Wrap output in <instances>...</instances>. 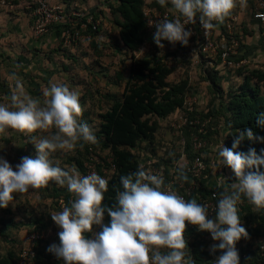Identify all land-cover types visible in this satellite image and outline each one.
<instances>
[{
    "label": "trees",
    "instance_id": "16d2710c",
    "mask_svg": "<svg viewBox=\"0 0 264 264\" xmlns=\"http://www.w3.org/2000/svg\"><path fill=\"white\" fill-rule=\"evenodd\" d=\"M101 1L112 15L114 30L104 28L106 16L103 12L97 13L95 9L76 26L75 22L64 26L79 29L89 36V47L97 54L96 63L103 68L101 71L104 72V77H108L109 83L120 86L122 92L114 93L100 87L86 88L85 93L80 96L83 107L80 122L89 124L98 138V143L85 144L83 149L77 147L75 151L64 152L62 157L60 151L54 152L50 156L53 166H59L65 170L75 168L82 175H86L85 163L92 157L100 158L104 161V167L109 170V173L105 175L109 180V191L105 193L103 203L111 207L117 203V189L123 190L120 177L135 171L138 166H143V161L148 156H153L158 164H164L169 175L171 166L177 163L179 169L183 167L188 176V182L191 181L192 176L186 172L187 165L181 159L182 136L174 135L171 127V122L180 114H186L201 121L210 120L205 126L206 133L199 132L202 127L200 124L188 125L183 132L186 138L187 160L192 161L197 155H203L208 166L206 173L212 171L210 164L213 159L218 167L221 166L217 149L223 144L233 149V142L240 132L250 128L257 136L264 137V127L257 124L258 118L264 113V65L257 64L251 67L246 64L228 68L229 78L222 72L225 68L221 66L218 56L213 58V66L204 67L207 57L199 50L200 41L197 38H190L188 46H183L180 42L173 45L163 40L165 47L159 48L153 39L154 32L147 27L143 12L147 0ZM248 2L253 9V1L248 0ZM71 3L65 2L69 11L76 7ZM152 4L159 8H167L171 2L169 0L166 7H161L157 1ZM234 13H236L235 9L232 14ZM101 14L105 18L102 19ZM251 15L254 18L252 13ZM89 16L93 17V22L102 19L98 29H94L93 23H89L87 28H82L81 24L87 22ZM261 26L264 28L263 25ZM244 45L243 42V52L238 59L246 57ZM62 47H64L63 41L60 44V48ZM107 48H111L113 54L121 53L125 59L130 60L127 74H124L122 69H118L116 74L111 73V70L108 75L106 74L104 71L106 66L100 59ZM143 49H147L146 52H142ZM70 58L73 65L77 61L76 56L71 54ZM198 58L201 59V64L197 66L203 67L205 73L202 79L209 81L208 90L206 89L209 101L202 109L197 103H187V100L197 94L199 89L198 82H195L190 75V66L194 65ZM180 66L186 67L185 72L173 78ZM67 68L71 71V66L68 65ZM227 78L228 81H226ZM0 87H5L3 82H0ZM7 93V98L11 102V90L9 89ZM95 97H100L97 103L94 101ZM95 104L96 110L93 109ZM55 131L53 128L51 132L55 133ZM38 133L37 130L33 135L37 136ZM193 134H199L206 139L209 148L202 150L201 153L195 151L192 142ZM0 136L6 142L11 141L10 138H4L3 134ZM46 137L47 135H44L40 138ZM24 146L25 152L20 156L35 158L37 151L30 136ZM251 148H255L258 155H264L261 151L264 149V141H252L247 137L233 151L247 154ZM108 159H112L115 163L114 169L111 168ZM99 167L100 165L99 173L104 175L102 168ZM261 171H264V166H261ZM228 174L226 187L231 191L230 185L236 182V177L230 167ZM39 190L44 193V198L51 199L50 207L52 208H49L47 213L39 212L38 208L28 213L21 222H16L13 217H10L12 210L7 208L9 215L0 217V264H18L19 262L23 243L18 233L13 234L11 231L13 226L17 228L16 230L23 226L30 227L29 231L44 230L53 222L51 213L55 210L62 211L61 199L65 201V206H70L71 201L75 199L66 186L60 187L55 182H50L48 187ZM218 190L222 193L224 188H218ZM204 193L206 195L210 193L209 187L205 186ZM192 198H196L198 202V194ZM242 201L245 205L239 210V215L243 222L241 224L247 229L249 237L237 242L236 247L240 250V264H261L264 261L259 252L261 243L258 242L256 245L255 239L264 236V212L254 211L253 205L246 198H242ZM110 219L105 213L104 223H110ZM101 230V226H94L95 232ZM87 235L92 238V233ZM185 238L188 245L186 249L188 257L194 261V264H214L215 255L222 254L220 250H217L215 254L210 251L211 242L219 243L212 239L210 232L200 231L198 228H186ZM48 248V245L38 246L37 264H65L63 259L54 263Z\"/></svg>",
    "mask_w": 264,
    "mask_h": 264
},
{
    "label": "clouds",
    "instance_id": "9594fccd",
    "mask_svg": "<svg viewBox=\"0 0 264 264\" xmlns=\"http://www.w3.org/2000/svg\"><path fill=\"white\" fill-rule=\"evenodd\" d=\"M169 0H157L166 7ZM173 8L183 16L174 20L164 18L155 24L153 39L163 49V40L173 45L180 42L189 45L191 30L187 24H195L197 17L207 38L217 25L224 24L237 3L241 8L247 0H170ZM43 105L33 98L17 81L11 94L10 104L0 103V134L8 129L31 137L37 154L35 158H21L17 170L0 157V207L7 208L14 201V193L21 195L30 189L39 190L55 182L75 197L70 206L61 202L62 211L52 212L51 218L62 229L58 235L60 243L49 246L48 251L65 264H194L188 257L185 232L190 223L200 231L211 233L218 244L210 251L221 255L214 264H240L236 247L249 233L241 224L238 204L242 198L253 205L254 211L264 212V155H258L255 148L247 154L235 152L241 141L247 137L252 141H264V137L254 134L252 129L240 132L233 142V149H217L222 165L229 166L236 182L230 189L224 187L218 200L216 219L209 218L208 206L198 203L196 198L185 200L165 184L162 174H153L138 166L135 171L120 177L123 190L117 189L116 201L111 207L104 205L105 193L109 191V180L93 172L82 175L77 169L65 170L53 166L50 156L57 150L75 151L85 144L95 145L98 138L86 122H80L83 107L78 92L68 86L50 82L43 88ZM257 124L264 127V113ZM55 133L46 138H38L37 130ZM264 152V149L261 150ZM183 182L188 176L183 167L176 177ZM223 186V181H218ZM115 187V186H113ZM105 213L111 218L104 223ZM102 230L95 232L94 226ZM92 233V238L88 237Z\"/></svg>",
    "mask_w": 264,
    "mask_h": 264
},
{
    "label": "built area",
    "instance_id": "2783aa9c",
    "mask_svg": "<svg viewBox=\"0 0 264 264\" xmlns=\"http://www.w3.org/2000/svg\"><path fill=\"white\" fill-rule=\"evenodd\" d=\"M157 0H147V4L144 5L143 12L146 18L147 27L150 31L155 32L154 26L148 25V20H151L153 24L162 20L164 18H168L174 20L176 18H180L183 22V16L177 12L172 5H168L167 8H159L154 6L152 3ZM254 7L251 8V13L255 20L264 26V0H252ZM11 5L9 0H0V7H8ZM32 10V15L34 18V31L38 35L47 34L54 25H67L70 23H74L77 17H84L87 14H82L75 9L71 11L66 10L65 3H58L51 0H30L29 5ZM82 18V19H83ZM238 17L237 15H231L226 19L224 24L217 25L214 28L209 36L206 38L204 35V29L202 28L199 17H197V22L195 24H187L186 29L191 30L193 35L190 38H197L199 42V50L207 57V61L204 64V67H209L214 65L213 58L218 56L221 60V66L225 69L231 67H238L248 64V59L246 57L238 59L242 55V38L241 36H237L235 32V23H237ZM89 23H93L94 29H98L100 25V21L93 22V17L89 16L87 18V22H83L81 24L82 28H87ZM225 25V26H223ZM224 27V28H223ZM80 30L72 29L65 26L64 29V38L63 43L64 46H72L78 39L80 38ZM195 65L201 64V59L198 58L195 60ZM198 95L190 97L187 100V103H197ZM210 120L206 119L205 121H201L198 118L190 117L186 114H180L176 119L171 122V127L173 129V134H180L182 138L180 139V143L182 144V156L181 159L185 161L187 165L186 172L191 174L192 179L190 182H183L178 180L176 177L178 175V164H174L171 166V174H168V169L164 164H158L156 159L153 156H148L143 161V167L145 170L151 171L153 174H162L165 179V184H171L174 191L177 192L178 195L184 197L185 200H190L195 194H198V203L204 204L208 206L209 210V218L216 219L217 216V205L218 200L221 198V193L218 188H224L227 186L229 174H228V166L222 165L218 167L215 159L212 160L210 164L211 172L206 173L208 166L204 161V156L199 154L192 161L187 160L185 153V144L186 138L183 136V132L185 131L188 125H201L202 127L199 129V132L206 133L207 130L205 126L208 124ZM192 142L194 150L200 152L208 147V141L203 139L199 134H193ZM111 168L114 169L116 167L115 163L112 159H108ZM102 168L104 175H101L98 171V166ZM104 161H102L98 157H92L89 161L85 163V167L87 170L86 175H89L93 172L99 174L100 176L105 177L106 174L109 173L108 168L104 167ZM99 167V168H100ZM217 171V173H216ZM223 181V186H218V181ZM205 186L209 187L210 193L205 194L204 188ZM64 205L65 201L62 200ZM244 201L238 204V209L241 210L242 206H244ZM187 228L194 229L198 228L192 224H188ZM62 229H58L57 231L48 228L44 230H32L30 231L23 243L20 259L18 264H37L38 260V246L43 245H52L59 244L60 239L58 233ZM238 252L239 247L237 248ZM263 256H264V247ZM51 260L54 263H58L62 260V258H58L53 253L51 255Z\"/></svg>",
    "mask_w": 264,
    "mask_h": 264
},
{
    "label": "crops",
    "instance_id": "0c3cea01",
    "mask_svg": "<svg viewBox=\"0 0 264 264\" xmlns=\"http://www.w3.org/2000/svg\"><path fill=\"white\" fill-rule=\"evenodd\" d=\"M9 1L11 2L10 6L0 7V82L5 85V87H0L1 103L10 104L7 91L10 89L13 93L17 81H19L28 94L33 98L40 99L41 104H43V88L48 87L50 82L59 84L60 81L73 80L69 68H67L68 65L72 64L69 51H73V49L70 50L68 46V48H64L65 46L60 48L64 38V25H54L47 34L38 35L33 28L34 18L32 10L28 6L30 0ZM235 10H238L237 24L240 25L238 31L245 44L244 52H246L248 64H255L257 61L264 60V28L259 23L250 20L247 4L241 8L237 3ZM107 16L106 13L107 19L104 28L110 31L114 30L113 18ZM109 49L111 48H107L105 51ZM97 57L95 51L92 50L81 59L84 68L88 69L89 73H93V77L90 79L93 82L96 79L99 80L97 69L100 66L96 63ZM113 68H115L114 73L116 74L117 66L115 65ZM128 69L126 72H128ZM123 71L125 72V70ZM224 74L230 78V73L225 71ZM226 81H228V78ZM70 84L67 82V86H70ZM115 86L118 87L116 84ZM99 87L102 89V86L95 85V88L98 89ZM111 91L120 94L122 88L120 91H117V89H111ZM198 97L197 104L202 109L207 105L209 96L206 92L204 95L199 93ZM62 200L60 201L61 207ZM48 228L55 231L59 229L55 222H52ZM25 238L20 237L23 243Z\"/></svg>",
    "mask_w": 264,
    "mask_h": 264
},
{
    "label": "rangeland",
    "instance_id": "374dc122",
    "mask_svg": "<svg viewBox=\"0 0 264 264\" xmlns=\"http://www.w3.org/2000/svg\"><path fill=\"white\" fill-rule=\"evenodd\" d=\"M66 1H70L72 2L71 4H73V6H76L75 9L76 11L82 13V14H87L90 13L93 9H95V11L98 12H103L104 15L106 16V13L108 14V16H112L109 12V9L102 3L101 0H54V2H58V3H65ZM247 11H248V17H250V20H252L253 22L258 23L254 18H252L251 15V4L250 2H248L247 0ZM67 12L69 11L68 7H66ZM71 11V10H70ZM102 13V14H103ZM101 14V18L103 19V15ZM238 14V10L236 11V14L234 13L233 15H237ZM84 15H81V17H77L75 21V26L77 25V23L79 21L82 20ZM107 16V17H108ZM105 18V17H104ZM101 19V20H102ZM107 19V18H106ZM106 19H104L106 21ZM101 20L99 19L100 23ZM262 25V24H261ZM240 25H238L237 23H235V32L236 34H238L240 36L239 33V29ZM84 29V28H83ZM81 34H80V38L78 39V41H76L74 44H72V46H69V49H73V51H69V54H74L76 56V62L73 63V65L71 66V78L73 80H69L67 81L68 83H71L69 87L70 90L76 91L79 93L80 96H82L83 93H85L86 88L89 89H96L95 85L97 86H102V88H104L105 90L111 91V89H117V91L121 90V87H114V84H111L108 82V77H104V72L99 70H102L103 68L98 67V79L91 81V77L92 74L89 73V70L84 68V64L81 63V59L84 58L85 55H88L89 52H92L91 49H89V36L85 33H83L80 30ZM243 41V40H242ZM87 47V48H86ZM147 49H143L142 52H146ZM104 56L100 59L103 63L105 69L104 71H106V74H109V70H111L113 73L115 71V65L117 66V70L118 69H122L125 70L124 74H127V69L130 65V60L129 59H125L124 55H122L121 53H117L113 54L112 49L106 50L104 52ZM255 64L264 65V60L262 61H257ZM255 64L250 63L249 65L251 67H253ZM83 67V68H82ZM186 67L180 66L179 68H177V72L176 74H174L173 78L179 77L180 75H182L183 72H185ZM228 69H225L226 72ZM225 71H222L223 73ZM82 74V75H81ZM86 74V75H85ZM105 75V76H107ZM190 75L192 77V79L195 82H198L199 85H197V87L199 88L197 91V95L199 96V93L204 95L206 93V89L208 90V84L209 81L203 80V76H205V73L203 71V67L200 68L197 65H191L190 66ZM95 77V76H94ZM67 82H59V84H63L67 86ZM104 86V87H103ZM100 97H95L94 101L97 103V100ZM43 105V104H41ZM93 109H97V105L95 104V106H93ZM53 129H51L48 132L45 131H40L38 130V134L37 137H43L44 135H47V137H49L50 135L54 134L52 133ZM14 134V135H12ZM13 136V138L11 137ZM4 138H10V142H6L2 139V137L0 136V157H3L4 159H6L12 166H13V170H17L16 169V165L21 163V158L24 157V155L21 157L20 154L25 152V146L24 143L27 142V138L24 134L16 132L12 129L7 130L5 134H3ZM169 136H167V139L170 140L168 138ZM60 151V156H63V153L65 151L63 150H57ZM33 154V153H32ZM31 155V154H30ZM60 166L62 165L61 163L59 164ZM230 172V171H229ZM217 173V171H216ZM231 174V172H230ZM231 176V175H230ZM43 190V189H42ZM42 191L40 190H34V189H30L28 193L26 194H19V193H14V201L12 203L9 204V206L7 207L8 209L12 210V213L10 217H13L14 220L16 222H21L22 220H24L26 218V215L28 213H30L32 210H37L38 208L40 209L39 212H43V213H47L49 211L50 207V203H51V199L49 200L48 197H43ZM7 208H2L0 207V217L2 216H7L9 215V213H7ZM48 210V211H47ZM55 212H59L57 210H55ZM54 222V221H53ZM241 223H243L241 221ZM30 227L27 226H23L21 227L19 230H16L17 228L13 226L12 230L13 234H17L20 237H26L27 234L30 232L29 229ZM32 230V229H31ZM10 231V232H11ZM22 239V238H21ZM264 236H261L259 238L255 239L256 245L258 244V242L261 243L259 252L261 254V256H263V247H264ZM23 243V241H22ZM213 244H218L215 242H211V245ZM220 254H216L214 260H216L218 258ZM264 259V256H263ZM261 264H264V261L261 262Z\"/></svg>",
    "mask_w": 264,
    "mask_h": 264
}]
</instances>
